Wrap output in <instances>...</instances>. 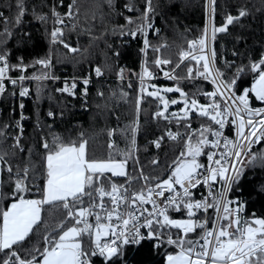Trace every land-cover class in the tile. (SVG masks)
<instances>
[{
  "label": "snow or ice",
  "instance_id": "snow-or-ice-1",
  "mask_svg": "<svg viewBox=\"0 0 264 264\" xmlns=\"http://www.w3.org/2000/svg\"><path fill=\"white\" fill-rule=\"evenodd\" d=\"M103 4L109 10L116 8V0H103ZM216 4L217 0H206L207 24L200 37L189 41L188 49L180 52L175 65L179 68L187 60L199 67L186 65L187 74L183 77L164 72L166 78L177 82L202 79L214 85V90L198 88L189 95L179 83L164 88L148 84L146 80L156 76L145 61L136 74L140 86L135 97V119L122 129L108 130L105 158L90 155L89 140L83 132L78 139L67 140L51 133L50 140L42 136L39 141V164L31 148L22 165L14 163L17 154L25 153L21 143V121L25 117L21 113L15 122V136L8 131L12 125H0V203H7L0 208V264H94V258L100 259L101 264H128V249L145 242L162 255L163 264H264V217L254 212L251 217L244 216L247 204L231 196L234 189L238 190L247 168H264V150L253 151V146L264 142V107L254 104L258 101L264 105V52L258 59L249 57L246 64L236 65L231 76L225 78L224 71L215 66L213 42L218 33H227L229 26L249 13L240 8L237 15L226 14L224 22L216 26ZM12 6V17L0 11V23L4 25L0 36L5 37L4 42L12 36V27L20 26L28 13L26 0H13ZM63 6L64 0L53 4L51 17L37 14L34 8L32 13L41 23H48L51 18L54 25H59L50 32L52 43L76 53L80 49L63 37L65 21L79 16L77 0H71L66 12L61 13L57 9ZM124 8L128 12L139 11L133 0H128ZM155 13L153 0H144V9L135 20L131 16L125 18L127 24H135L134 29L124 33L121 26V34L143 36L146 51L152 47L149 32L159 34L153 24ZM162 47L167 45L161 44L153 51L159 52ZM8 57L6 50L0 51V97L8 90L5 81L16 86L29 78L56 79L47 72L13 78L11 71L26 72L29 66L22 61L11 64ZM153 63L160 68L172 61L158 57ZM233 63L226 62V66L232 68ZM35 65L50 68L51 59H38L32 66ZM94 71L97 77L104 75L100 67ZM118 75L123 81L124 70L120 69ZM248 75L252 77L251 86L238 94L237 82ZM89 83L87 78L82 80L85 97ZM77 87L74 78L70 85L65 82L57 91L75 96ZM128 87H132L131 83ZM20 88V97L29 95L22 83ZM168 93H178L179 99H169ZM97 94L104 96L103 92ZM200 95L208 102L201 103L197 98ZM128 96L125 91L119 93L125 103L129 102ZM152 101V119L162 122L164 130L149 143L157 150L166 142L180 145L164 176L146 173L137 155L141 106ZM177 104L182 107L170 111V106ZM19 107L23 109L24 104ZM47 115L53 120L56 117L52 111ZM196 120L200 122L194 128ZM117 135L126 140L125 148L121 149L112 139ZM9 138L12 144L3 147ZM149 163L153 172L162 166L159 159ZM201 188L203 191L198 193ZM54 212L60 218L50 221L45 213L51 216ZM37 234L41 235L40 243H32Z\"/></svg>",
  "mask_w": 264,
  "mask_h": 264
},
{
  "label": "trees",
  "instance_id": "trees-1",
  "mask_svg": "<svg viewBox=\"0 0 264 264\" xmlns=\"http://www.w3.org/2000/svg\"><path fill=\"white\" fill-rule=\"evenodd\" d=\"M70 2L71 0H64V6L58 7L57 10L61 13L66 12ZM127 2L128 0H116V8L113 11L103 4V0H77L79 16L72 20L73 24H66L63 37L72 47L80 49L76 53L69 52L62 44L52 45L51 18L48 23H41L32 13L34 8L37 14L45 13L51 17L50 8L58 3V0H26L28 13L24 17V22L18 27H12V36L7 38L6 42H4L5 37L0 36V42H3L0 43V51L6 50L9 53L8 58L11 64H19L22 61L24 65H28L25 72L28 77L48 73V68L32 65L38 59L49 58H52V71L56 78L83 77L89 73L92 74L96 67H100L104 72L101 79L88 86V104L83 102L81 96L82 84H79L75 96H69L67 93L57 91L62 85L60 81L34 80L31 82L32 99H28L24 107L27 116L23 139L25 153L17 154L13 158L14 163L22 165L28 158L27 150L31 148L33 158L39 164V157L36 155L42 151L39 141L42 136L50 140L51 133L67 140L78 139L79 133L83 132L84 137L89 140L90 155L94 158H105L108 153V130L122 129L135 119V97L140 86L136 74L141 72L144 62H148V68L157 78L163 77L159 68L153 63L159 56L170 59L172 63L164 67L168 71L177 69L174 74L180 77L187 74L186 65L194 66L189 62L175 68L176 63L179 62L180 52L187 50L188 42L198 39L206 26V0H153V6L156 9L153 24L159 29V34L149 32L148 39L152 47L146 51L143 36L137 34L133 38L130 35L121 34V26H124V33L135 27V24H127L125 18L131 16L135 20L144 9V0H133L139 11L128 12L124 8ZM12 5L13 0H0V11H3L5 16L12 17L15 13V7ZM240 8H245L249 14L238 23H234L227 34L217 36L215 40L216 65L224 71L225 78L231 76L236 65L246 64L249 57L258 59L264 52V0H217L215 25L220 26L228 13L237 15ZM73 25L75 30H72ZM3 27L4 25L0 23V31ZM161 44H166L167 47L160 48L159 52L153 51L154 47H159ZM234 52L236 55H233ZM226 62H234L232 68H228ZM120 69L124 70L123 81L118 75ZM12 74L19 76L22 72L13 70ZM251 80V75L242 77L237 82V93L250 87ZM128 83H131V88L128 87ZM146 83L159 88L174 87L179 83V86L189 95L196 92L198 88L202 91H210L209 85L199 81L177 82L159 79ZM121 91L129 93L128 103L119 97ZM98 92H103L104 96H99ZM113 93H116V96H113ZM9 96L6 95L2 102L3 113L0 125H12L8 129L12 136L15 132L14 124L19 115V109L18 105L12 106L14 101ZM167 96L169 99H179L178 93H168ZM197 98L201 103H207L206 97L200 95ZM148 99L151 100V98ZM254 104L257 102L254 101ZM141 107L140 132L136 137L139 148L137 155L146 173L164 176L167 165L178 154L180 145L166 142L161 149H155L149 142L163 132L164 124L152 119V113L155 110L154 101L145 103ZM181 107V104L170 106V111L179 110ZM49 111L56 113L54 120L48 117ZM199 122V120L194 121L193 127H197ZM170 127L176 131L174 125ZM180 130L183 131L182 128ZM112 139L121 149L126 147V140L119 135ZM11 144L12 140L9 138L3 147L7 148ZM258 149L264 150V142L253 146L254 152ZM152 159H159L162 165L155 172L149 163ZM200 191L202 190H197L198 193ZM232 195L245 198L246 217H251L253 212L256 216L264 217V168L258 165L247 168L238 185V190L234 189ZM6 206V202L0 203V208ZM45 215L50 221L60 218L55 212L51 216L47 213ZM40 241V234L32 239V243H40ZM126 260L128 264H163L162 255L149 242L137 248H129ZM94 264H101V260L94 259Z\"/></svg>",
  "mask_w": 264,
  "mask_h": 264
},
{
  "label": "built area",
  "instance_id": "built-area-1",
  "mask_svg": "<svg viewBox=\"0 0 264 264\" xmlns=\"http://www.w3.org/2000/svg\"><path fill=\"white\" fill-rule=\"evenodd\" d=\"M72 20H73V19H72ZM72 20H67V21H65V24H67V23H72V24H73ZM213 22H214V24H215V19H214ZM206 24H207V15H206ZM53 27H60V26H59V25H54V24L52 23V28H51V30L53 29ZM154 34H156V33L154 32ZM50 41H51V44H52V45H59V44H60V43H52L51 38H50ZM213 47L215 48V41L213 42ZM215 51H216V50H215ZM159 58H162V57L159 56ZM50 59H51V67L48 68V69H49L48 74H49L51 77H54V76H53V71H52V70H53V69H52V58H50ZM216 61H217V56H216ZM216 61H215V66L217 67V65H216ZM223 61H225V58H223ZM185 63H189V61H187V60L184 61L183 63L180 64V66H182V65L185 64ZM191 63H193V65H194L195 67H199V66L195 65V62H194V61H191ZM164 66H165V65H161L160 68H159V70H160L161 68L163 69V71L160 70V72L163 74V77H161V78H157V77H156L155 79H153V80H151V81H147V80H146V82H153V81H156V80H159V79H168V78H166V77L164 76V72H169L170 74H174L175 71L177 70V69H176V70H174V71H168ZM9 75L12 76L13 78L18 77V76L13 75V74H12V71L9 73ZM21 75H25V72H22ZM194 75H195V74H194ZM25 76H26V75H25ZM26 77H28V76H26ZM74 78L76 79V82H77V85H78V87L75 89V92H76V91H78L79 84H82V80H83V79H86V78L89 79V80H90L89 85H91L94 81L101 79L102 76L97 77L96 74H95V71H93L92 74L89 73L88 75L83 76V77H64V78L48 79L47 81H58V82L60 81V82L62 83V85L59 87V89H60V88L64 87L65 82H67V83L70 85V84L72 83V81H73ZM32 81H34V80L29 78V79H26V80L23 81V82H18V84H17L16 86H13V85H11L10 83H8L7 81H5V83L7 84V88H8V90L6 91V93L4 94L3 97H0V120L2 119V113H3L2 102H3V100L5 99L6 95H7V96L10 95L9 97H10L11 99H13L14 103L12 104V106H14V105H18L19 115H18V117H16L15 122H16L17 120H20V115H21V113H23V115H24V117H25V119L21 121V123H22V125H23V139H24V132H25V121H26V119H27V116H26V114H25V110H24V108L21 109V108L19 107V105H20V103H23V104H24V107H25L26 101H27L28 99H32L31 89H30V84H31ZM195 81L204 82V83H206L207 85H209V87H210V91L214 90V85H212V84L209 83V82L203 81L202 79H197V80H195ZM138 82H139V80H138ZM21 83L23 84L24 87H27V88L29 89V95H27V96H25V97H20V96H19V92H20V90H21V88H20V84H21ZM82 85H83V84H82ZM89 85H88V86H89ZM88 86H87V87H88ZM83 87H84V86H83ZM83 87L81 88V89H82V90H81V96H82L83 102H84L85 104H88L89 93H88L87 96L85 97V96L82 94V92H83ZM12 93H15V95H12ZM60 93H62V92H60ZM207 102H208V101H207ZM255 106H262V107H264V105H261L259 102H257V104H255ZM14 128H15V132H14V134H13L12 136H15V135L18 134L17 129H16V127H15V124H14ZM229 134L232 135L233 133L229 132ZM23 139L21 140V143H22V145L24 146V144H23ZM12 142H13V141H12ZM202 159H203V158H202ZM201 190L203 191V188H201ZM238 192H240V191H238ZM231 196H232L233 198H235V197H239V199H240L241 201H244V202H245V198H244L243 196L232 195V193H231ZM244 216H246V209H245V211H244ZM94 259H96V258H94Z\"/></svg>",
  "mask_w": 264,
  "mask_h": 264
},
{
  "label": "water",
  "instance_id": "water-1",
  "mask_svg": "<svg viewBox=\"0 0 264 264\" xmlns=\"http://www.w3.org/2000/svg\"><path fill=\"white\" fill-rule=\"evenodd\" d=\"M231 26H232V25H231ZM231 26H229V29H230ZM229 29H228V31H229ZM227 33H228V32H227ZM227 33H218L217 36L225 35V34H227Z\"/></svg>",
  "mask_w": 264,
  "mask_h": 264
},
{
  "label": "rangeland",
  "instance_id": "rangeland-1",
  "mask_svg": "<svg viewBox=\"0 0 264 264\" xmlns=\"http://www.w3.org/2000/svg\"><path fill=\"white\" fill-rule=\"evenodd\" d=\"M160 88H164V87H160ZM178 105V104H177ZM175 106V105H174Z\"/></svg>",
  "mask_w": 264,
  "mask_h": 264
},
{
  "label": "crops",
  "instance_id": "crops-1",
  "mask_svg": "<svg viewBox=\"0 0 264 264\" xmlns=\"http://www.w3.org/2000/svg\"><path fill=\"white\" fill-rule=\"evenodd\" d=\"M256 102H258V101H256Z\"/></svg>",
  "mask_w": 264,
  "mask_h": 264
}]
</instances>
